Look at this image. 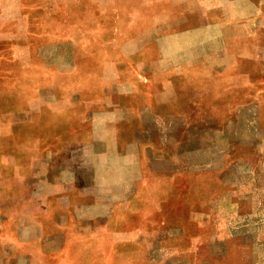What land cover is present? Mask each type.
Wrapping results in <instances>:
<instances>
[{"label": "rangeland", "instance_id": "rangeland-1", "mask_svg": "<svg viewBox=\"0 0 264 264\" xmlns=\"http://www.w3.org/2000/svg\"><path fill=\"white\" fill-rule=\"evenodd\" d=\"M0 264H264V0H0Z\"/></svg>", "mask_w": 264, "mask_h": 264}, {"label": "crops", "instance_id": "crops-1", "mask_svg": "<svg viewBox=\"0 0 264 264\" xmlns=\"http://www.w3.org/2000/svg\"><path fill=\"white\" fill-rule=\"evenodd\" d=\"M9 234V233H8ZM8 237V236H7Z\"/></svg>", "mask_w": 264, "mask_h": 264}]
</instances>
